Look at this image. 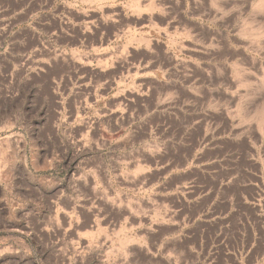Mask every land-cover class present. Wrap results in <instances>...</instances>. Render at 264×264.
Here are the masks:
<instances>
[{
	"label": "rangeland",
	"instance_id": "374dc122",
	"mask_svg": "<svg viewBox=\"0 0 264 264\" xmlns=\"http://www.w3.org/2000/svg\"><path fill=\"white\" fill-rule=\"evenodd\" d=\"M0 264H264V0H0Z\"/></svg>",
	"mask_w": 264,
	"mask_h": 264
}]
</instances>
